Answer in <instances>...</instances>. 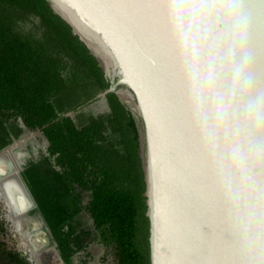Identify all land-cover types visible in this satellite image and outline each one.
Returning a JSON list of instances; mask_svg holds the SVG:
<instances>
[{
	"label": "water",
	"instance_id": "obj_1",
	"mask_svg": "<svg viewBox=\"0 0 264 264\" xmlns=\"http://www.w3.org/2000/svg\"><path fill=\"white\" fill-rule=\"evenodd\" d=\"M52 2L120 74L84 107L136 96L151 264H264V0Z\"/></svg>",
	"mask_w": 264,
	"mask_h": 264
},
{
	"label": "trees",
	"instance_id": "obj_2",
	"mask_svg": "<svg viewBox=\"0 0 264 264\" xmlns=\"http://www.w3.org/2000/svg\"><path fill=\"white\" fill-rule=\"evenodd\" d=\"M119 78L52 0H0V149L24 132L21 121L44 130L48 153L39 149L22 175L67 264L83 247L85 212L119 264H151L141 135L146 153L148 144L136 96L118 83L107 94L110 111L84 107ZM71 110L75 118L65 115ZM2 244L1 260L32 264Z\"/></svg>",
	"mask_w": 264,
	"mask_h": 264
},
{
	"label": "flooded vegetation",
	"instance_id": "obj_3",
	"mask_svg": "<svg viewBox=\"0 0 264 264\" xmlns=\"http://www.w3.org/2000/svg\"><path fill=\"white\" fill-rule=\"evenodd\" d=\"M105 111H110L108 98L103 110H100V112L96 113ZM28 129L29 128H24V132L22 134L32 130ZM37 129L32 131H36ZM22 134L19 137H14L13 141L10 144H13L22 136ZM38 138L43 139L42 136H38L33 141L26 137L27 141L25 142L24 147H17L14 150V152L16 153L17 161L19 162V165L23 167V170L24 164L30 158H35L38 156L39 149H42L44 151L42 147L43 145H40ZM48 145L49 144H47V151ZM2 149H0V151ZM2 180L4 179L0 178V242L3 243L2 245L6 246L7 250L19 253L22 257H25V259L29 260L32 264H46V262L48 264H53L51 253L52 249H55L57 251L59 258L60 256L62 257V255L58 248V243L54 239L52 231L50 232L48 229L49 226L47 227V223L44 219L43 214L38 210V204H36L37 202L34 203L33 198L29 196L26 191H24L26 192V197H24L23 195L21 197H18L16 194H12V197ZM20 190L22 192L21 185ZM74 257L75 256H73V261ZM63 264L67 263L64 261Z\"/></svg>",
	"mask_w": 264,
	"mask_h": 264
},
{
	"label": "rangeland",
	"instance_id": "obj_4",
	"mask_svg": "<svg viewBox=\"0 0 264 264\" xmlns=\"http://www.w3.org/2000/svg\"><path fill=\"white\" fill-rule=\"evenodd\" d=\"M105 107V103L95 104L94 107H90L95 112H100ZM39 139L40 145H43V139ZM81 238L83 247L74 256L75 264H119V260L116 255V250L113 247H109L101 241L98 231L95 227L94 221L88 212L83 213L81 219ZM1 248H5V245H1ZM52 262L53 264H63L59 258L57 251L52 249ZM0 264H8L4 260L0 259ZM46 264H48L46 262Z\"/></svg>",
	"mask_w": 264,
	"mask_h": 264
},
{
	"label": "bare ground",
	"instance_id": "obj_5",
	"mask_svg": "<svg viewBox=\"0 0 264 264\" xmlns=\"http://www.w3.org/2000/svg\"><path fill=\"white\" fill-rule=\"evenodd\" d=\"M99 104H101V102ZM38 136H40V133H38V132H29L27 134V138H29L30 140H33V141ZM24 144H25V140H19L15 143L14 146H18V147L24 146ZM19 166L20 165H19V162L17 161V157H16V154L14 152L13 146H10L9 148L5 149L3 151V154L0 155V172H3L5 169H11L9 174H8L9 178L2 180V182L5 183L7 190L12 197L14 194H16L18 197H21L22 195L24 197L27 196V195L25 196V193L27 192L26 188L23 185V183H21L20 178L18 176L19 168H20ZM20 185H21V189H22L23 193L20 190ZM24 191H26V192H24Z\"/></svg>",
	"mask_w": 264,
	"mask_h": 264
}]
</instances>
